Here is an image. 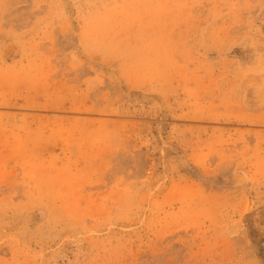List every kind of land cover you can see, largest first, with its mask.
<instances>
[{"label":"rangeland","instance_id":"obj_1","mask_svg":"<svg viewBox=\"0 0 264 264\" xmlns=\"http://www.w3.org/2000/svg\"><path fill=\"white\" fill-rule=\"evenodd\" d=\"M0 264H264V0H0Z\"/></svg>","mask_w":264,"mask_h":264}]
</instances>
